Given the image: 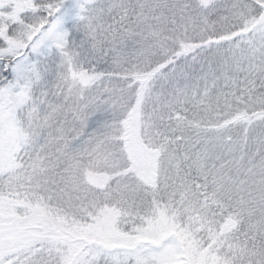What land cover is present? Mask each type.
<instances>
[{
	"label": "snow or ice",
	"instance_id": "obj_1",
	"mask_svg": "<svg viewBox=\"0 0 264 264\" xmlns=\"http://www.w3.org/2000/svg\"><path fill=\"white\" fill-rule=\"evenodd\" d=\"M0 264H264V0H0Z\"/></svg>",
	"mask_w": 264,
	"mask_h": 264
}]
</instances>
